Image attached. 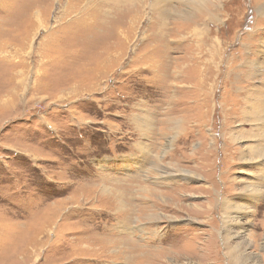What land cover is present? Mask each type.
<instances>
[{
	"label": "rangeland",
	"instance_id": "obj_1",
	"mask_svg": "<svg viewBox=\"0 0 264 264\" xmlns=\"http://www.w3.org/2000/svg\"><path fill=\"white\" fill-rule=\"evenodd\" d=\"M0 264H264V0H0Z\"/></svg>",
	"mask_w": 264,
	"mask_h": 264
},
{
	"label": "bare ground",
	"instance_id": "obj_2",
	"mask_svg": "<svg viewBox=\"0 0 264 264\" xmlns=\"http://www.w3.org/2000/svg\"><path fill=\"white\" fill-rule=\"evenodd\" d=\"M119 199V198H118Z\"/></svg>",
	"mask_w": 264,
	"mask_h": 264
}]
</instances>
